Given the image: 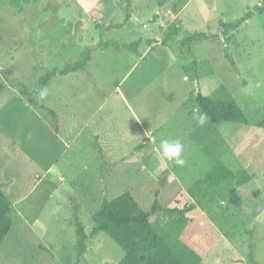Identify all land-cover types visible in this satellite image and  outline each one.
I'll return each instance as SVG.
<instances>
[{"label": "rangeland", "instance_id": "rangeland-1", "mask_svg": "<svg viewBox=\"0 0 264 264\" xmlns=\"http://www.w3.org/2000/svg\"><path fill=\"white\" fill-rule=\"evenodd\" d=\"M182 1L131 0L127 9L126 0H0V184L12 219L0 264H117L125 253L104 232L89 236L78 255L75 218L90 233L101 200L125 191L145 210L155 198L182 207L191 202L188 187L217 159L246 168L252 180L239 188L238 207L217 197L189 211L183 239L204 264H253L249 245L264 264V128L256 125L264 102V12L230 31L226 43L207 39L188 49L180 42L192 31L221 35V21H236L264 0H188L180 10ZM171 19L181 31L168 45L177 59L169 68L154 55L140 60V46L103 47L92 50L84 70L48 81L42 103L54 113L20 93L33 92L40 76L100 40L121 44L141 33L161 39ZM196 74L207 75L203 90L215 78L223 83L250 124L209 129L206 117L201 125L192 98ZM162 141L183 145V166L162 155ZM161 217L168 219L158 211L150 220Z\"/></svg>", "mask_w": 264, "mask_h": 264}, {"label": "trees", "instance_id": "trees-1", "mask_svg": "<svg viewBox=\"0 0 264 264\" xmlns=\"http://www.w3.org/2000/svg\"><path fill=\"white\" fill-rule=\"evenodd\" d=\"M130 4L131 0H126L127 9ZM254 12L263 13L264 2L262 5H257L252 10L247 11L236 21H221V35L204 31H192L186 33L180 39V42L188 46V49L193 43L207 39H223L226 43L230 39V31L238 28ZM130 17V12L127 11L125 20H129ZM115 26H118V24H115ZM180 31L181 29L176 22H170L163 32L161 43L169 45L177 40ZM109 46H113L116 50L125 48L129 51H137L140 41L120 44L116 43L115 40H100L96 45L99 48ZM94 48V46L84 47L78 60L47 71L40 76L39 86L33 92H29L27 88L23 87L20 93L27 98L28 102L54 113L53 109L44 105L42 100L39 99L40 91L44 89L53 76L84 70L91 60V52ZM225 55L230 59L229 54L225 52ZM230 61L233 63L231 59ZM206 77L207 75L196 74L193 82L192 98L198 110L206 115L208 128L216 129L220 124L229 122L250 124L248 115L223 83H218L215 78L213 82L217 84L214 83L212 89L209 91L202 89L200 83ZM3 89L4 85L0 83V94ZM262 110L263 116L256 122V125L264 128V102ZM142 148H144V143L138 144L136 149ZM252 177V173L246 168L233 169L224 160L217 159L201 178L188 187L186 195L191 202L186 201L182 207H163L155 198L151 208L145 210L129 191H125L112 199L104 198L91 216L93 224L90 233L86 232L83 223L77 217L74 220L77 253L78 255L84 254L89 236L104 232L125 253L117 264H204L202 255L183 239L184 231L189 222L187 213L193 209H207L217 197L225 199L227 203L235 207L240 206L242 199L239 188L249 183ZM10 210L11 200L0 184V244L11 228ZM158 211L166 214L168 219L161 217L151 221L150 216ZM248 259L251 263L257 264L250 245Z\"/></svg>", "mask_w": 264, "mask_h": 264}, {"label": "crops", "instance_id": "crops-1", "mask_svg": "<svg viewBox=\"0 0 264 264\" xmlns=\"http://www.w3.org/2000/svg\"><path fill=\"white\" fill-rule=\"evenodd\" d=\"M186 2H188V0H183L182 1L181 6H180V10H182V7L186 4ZM159 19H160V17H159ZM172 21H174V20L171 19L166 25L168 26V24L170 22H172ZM133 25L136 26L134 23H133ZM177 25L179 27H181V24L177 23ZM167 26H165L163 28L161 36L163 35V32H164V30H165V28ZM134 32L137 34V32L140 33L142 31H141L140 27L136 26L135 29H134ZM142 34L143 33L137 34L138 36L136 37V39L128 41V42H133V41H136V40H140V44H141L140 45V51H138V53H136L140 60L144 61L145 59H148L149 55H154V56L159 57V59L164 64H166L167 68L171 67L172 65H174L177 62L176 55H175L174 51L168 45H163L161 43V39H159V36L156 37V40H154V41L151 40L150 38H147V37H146L147 39L144 40V37L142 36ZM96 45H93L95 47L93 49L94 51H96L98 49H103V48L96 47ZM137 62L138 61L135 60V63H137ZM116 88H119V87L117 86ZM119 90H120V88H119ZM152 140H154V139H152Z\"/></svg>", "mask_w": 264, "mask_h": 264}, {"label": "clouds", "instance_id": "clouds-1", "mask_svg": "<svg viewBox=\"0 0 264 264\" xmlns=\"http://www.w3.org/2000/svg\"><path fill=\"white\" fill-rule=\"evenodd\" d=\"M47 96V89H42L39 93V99L43 100ZM206 121V115L199 117V123L203 125ZM162 155L169 161H173L178 166H183L185 160L181 157L183 145L179 142L162 141L161 143Z\"/></svg>", "mask_w": 264, "mask_h": 264}]
</instances>
